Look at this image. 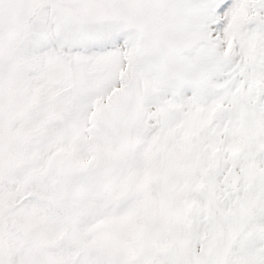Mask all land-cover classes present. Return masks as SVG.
I'll list each match as a JSON object with an SVG mask.
<instances>
[{"label": "snow or ice", "instance_id": "obj_1", "mask_svg": "<svg viewBox=\"0 0 264 264\" xmlns=\"http://www.w3.org/2000/svg\"><path fill=\"white\" fill-rule=\"evenodd\" d=\"M0 264H264V0H0Z\"/></svg>", "mask_w": 264, "mask_h": 264}]
</instances>
